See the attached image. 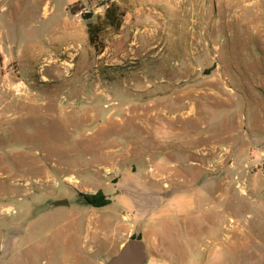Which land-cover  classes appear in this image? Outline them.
I'll return each instance as SVG.
<instances>
[{
  "label": "rangeland",
  "instance_id": "1",
  "mask_svg": "<svg viewBox=\"0 0 264 264\" xmlns=\"http://www.w3.org/2000/svg\"><path fill=\"white\" fill-rule=\"evenodd\" d=\"M111 1L119 28L72 53L36 0H0V264H105L117 224L145 264H264V0L76 14Z\"/></svg>",
  "mask_w": 264,
  "mask_h": 264
},
{
  "label": "crops",
  "instance_id": "2",
  "mask_svg": "<svg viewBox=\"0 0 264 264\" xmlns=\"http://www.w3.org/2000/svg\"><path fill=\"white\" fill-rule=\"evenodd\" d=\"M37 8L41 15L46 16V18H54L51 21L50 31L53 36L52 41L56 47L64 48L67 52H78L81 48L83 42H87V32H86V21L81 15L72 14L68 10V6L75 2L86 3L87 0H36ZM67 24V25H66ZM51 45V46H52ZM40 52H46L40 48ZM157 207H161L158 203ZM135 208V207H133ZM129 207V213H132L134 210ZM134 215V214H133ZM116 229L119 236L118 249L124 241H126L133 232V228H128L125 224H117ZM117 253V252H116Z\"/></svg>",
  "mask_w": 264,
  "mask_h": 264
},
{
  "label": "trees",
  "instance_id": "3",
  "mask_svg": "<svg viewBox=\"0 0 264 264\" xmlns=\"http://www.w3.org/2000/svg\"><path fill=\"white\" fill-rule=\"evenodd\" d=\"M84 7L83 3L78 1L68 6V10L72 14H76L82 10ZM124 11L120 9L119 5L111 1L104 9L103 16L98 17L96 22L86 23V32L88 37V42L94 47L96 51H100L102 48L101 41L99 39L100 34L106 29L110 28L117 30L121 24L122 16ZM84 200L93 207H102L110 203V198L103 194V192L98 191L96 194H82ZM134 238H139V236H131Z\"/></svg>",
  "mask_w": 264,
  "mask_h": 264
},
{
  "label": "water",
  "instance_id": "4",
  "mask_svg": "<svg viewBox=\"0 0 264 264\" xmlns=\"http://www.w3.org/2000/svg\"><path fill=\"white\" fill-rule=\"evenodd\" d=\"M216 9V0H210L209 15L210 19ZM93 12H82L81 17L88 19ZM53 205L69 204L67 199H56L52 201ZM147 261L146 245L142 239L129 237L122 243L119 250L105 264H145Z\"/></svg>",
  "mask_w": 264,
  "mask_h": 264
},
{
  "label": "bare ground",
  "instance_id": "5",
  "mask_svg": "<svg viewBox=\"0 0 264 264\" xmlns=\"http://www.w3.org/2000/svg\"><path fill=\"white\" fill-rule=\"evenodd\" d=\"M67 25V24H66ZM4 108H1L0 110H3ZM82 117H83V115H82ZM5 211L6 212H8L9 211V209L7 208V209H5Z\"/></svg>",
  "mask_w": 264,
  "mask_h": 264
},
{
  "label": "flooded vegetation",
  "instance_id": "6",
  "mask_svg": "<svg viewBox=\"0 0 264 264\" xmlns=\"http://www.w3.org/2000/svg\"><path fill=\"white\" fill-rule=\"evenodd\" d=\"M79 195H81V196H82V194H79Z\"/></svg>",
  "mask_w": 264,
  "mask_h": 264
}]
</instances>
